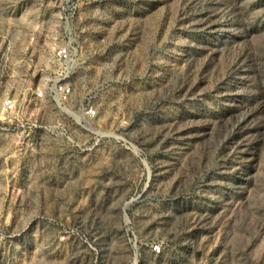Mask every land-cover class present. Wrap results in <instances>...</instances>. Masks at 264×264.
I'll list each match as a JSON object with an SVG mask.
<instances>
[{"label":"rangeland","instance_id":"obj_1","mask_svg":"<svg viewBox=\"0 0 264 264\" xmlns=\"http://www.w3.org/2000/svg\"><path fill=\"white\" fill-rule=\"evenodd\" d=\"M6 93L0 264H264V0H0Z\"/></svg>","mask_w":264,"mask_h":264},{"label":"built area","instance_id":"obj_2","mask_svg":"<svg viewBox=\"0 0 264 264\" xmlns=\"http://www.w3.org/2000/svg\"><path fill=\"white\" fill-rule=\"evenodd\" d=\"M52 57L59 65L61 64H68V62L71 60V52L69 50V47L66 45H58L52 53ZM52 91L62 99H68L72 94V87L68 82L64 83H54L52 85ZM17 108V101L16 98L6 93L2 99L0 100V112L1 113H8L10 111H13ZM85 113L89 116H93L95 114V109L91 106H87L84 108Z\"/></svg>","mask_w":264,"mask_h":264}]
</instances>
